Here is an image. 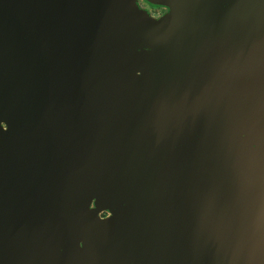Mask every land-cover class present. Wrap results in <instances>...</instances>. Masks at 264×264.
I'll return each instance as SVG.
<instances>
[{"label":"water","instance_id":"1","mask_svg":"<svg viewBox=\"0 0 264 264\" xmlns=\"http://www.w3.org/2000/svg\"><path fill=\"white\" fill-rule=\"evenodd\" d=\"M0 0V264H264V0Z\"/></svg>","mask_w":264,"mask_h":264},{"label":"flooded vegetation","instance_id":"2","mask_svg":"<svg viewBox=\"0 0 264 264\" xmlns=\"http://www.w3.org/2000/svg\"><path fill=\"white\" fill-rule=\"evenodd\" d=\"M138 2L140 7H144L153 17L158 18L166 12L164 8L151 7L145 0H138Z\"/></svg>","mask_w":264,"mask_h":264}]
</instances>
